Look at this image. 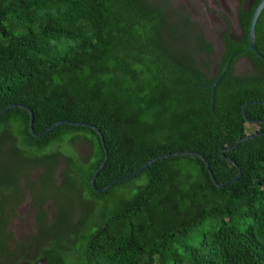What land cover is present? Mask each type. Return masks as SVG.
Returning <instances> with one entry per match:
<instances>
[{
    "label": "trees",
    "instance_id": "16d2710c",
    "mask_svg": "<svg viewBox=\"0 0 264 264\" xmlns=\"http://www.w3.org/2000/svg\"><path fill=\"white\" fill-rule=\"evenodd\" d=\"M261 1L240 0L242 37L227 30L215 60L202 27L169 0H0V111L27 106L37 134L61 121L99 128L109 160L98 190L178 152L203 155L218 183L231 181L238 169L221 150L248 126L264 133L242 112L264 102V61L248 50ZM256 46L264 55V11ZM236 53L212 110L211 85ZM242 58L250 67L238 74ZM247 118L264 120V105ZM226 155L243 173L222 189L202 159L183 156L98 192L105 152L94 130L61 125L35 138L29 113L10 110L0 117V264H264V136ZM27 197L38 230L21 242L9 227Z\"/></svg>",
    "mask_w": 264,
    "mask_h": 264
},
{
    "label": "rangeland",
    "instance_id": "374dc122",
    "mask_svg": "<svg viewBox=\"0 0 264 264\" xmlns=\"http://www.w3.org/2000/svg\"><path fill=\"white\" fill-rule=\"evenodd\" d=\"M159 1V0H156ZM173 8L188 14L192 21L199 24L206 39L212 44L215 51V60L223 55V34L229 30L230 37L238 40L242 37V29L239 21V1L240 0H217L216 5H212L211 0H169ZM213 1V0H212ZM253 0H245L244 8L252 7ZM246 59L239 60L236 66V73L242 74L249 69ZM218 70V64L212 68V75ZM254 133V128L248 126V134ZM79 155H85L88 151L86 145L77 147ZM64 165L61 163L56 172V184L60 185L63 180ZM43 173L42 169L34 171L33 177L38 180ZM46 210L50 219L56 214V206L53 201H49ZM9 230L14 234L18 241L24 242L32 238L37 233L36 210L32 206L30 197L19 207L16 215L11 219Z\"/></svg>",
    "mask_w": 264,
    "mask_h": 264
},
{
    "label": "water",
    "instance_id": "95a60500",
    "mask_svg": "<svg viewBox=\"0 0 264 264\" xmlns=\"http://www.w3.org/2000/svg\"><path fill=\"white\" fill-rule=\"evenodd\" d=\"M264 11V0H262L260 2V4L258 5V7L256 8L253 17L251 19V23H250V28H249V33H248V40H249V47L248 50L249 51H253L255 52V54L264 61V55L258 50L257 46H256V27H257V23L258 20L262 14V12ZM239 53L234 54L227 62L222 74L220 75V77L218 78V80L211 85L212 87V91H213V102H212V110L215 109V97H216V93H217V88L218 86L223 82V80L225 79V77L227 76L230 67L232 65L233 60L237 57ZM210 85H204L203 88H208ZM250 105H264V102H252V103H247L243 106L242 112L244 117L247 120L248 125H261L264 124V120H250L247 118V108ZM13 109H23L25 111H27L30 115V132L31 134L35 137V138H42L43 136H45L46 134L50 133L51 131L55 130L56 128H58L61 125H69V126H74V127H84V128H90L92 130H94L98 136L101 139V143L103 145L104 148V152H105V159L102 163V165L99 167V169L96 171V173L93 176V179L91 181V186L94 190L98 191V192H108L109 190H111L114 186L123 183L127 180H130L132 178L137 177L138 175H141L145 170H147L150 166H152L154 163L158 162V161H162V160H166V159H173V158H177V157H183V156H197L200 159H202L206 166L207 169L209 171L210 177L212 179V181L214 182V184L222 189L224 187H226L227 185L231 184V183H236L241 177H242V168L239 167V165L237 164V162L231 158H228L226 153L234 151L236 148H238L239 146H241V144L252 141L258 137L264 136V133H259V134H253V135H248L246 138L238 141L237 143H235L232 146H229L227 148H224L221 150V157L225 160H227L228 162H230L234 167H236L238 169V175L232 179L231 181H228L226 183L220 184L217 182L214 174L212 173L211 169H210V165L208 163V161L206 160V158L198 153H194V152H178L175 154H171V155H165L162 156L160 158L154 159L150 162H148L147 164H145L143 167H141L138 171L131 173L129 175H126L125 177H122L116 181H114L113 183H111L109 186H107L106 188L103 189H97L96 188V181L98 178L99 173L104 169V167L106 166L108 160H109V152L106 146V142H105V138L103 133L101 132V130L99 128H97L96 126L92 125V124H87V123H81V122H71V121H61L58 122L56 124H54L51 128L47 129L45 132L41 133V134H37L34 130V113L33 111L28 108L27 106L24 105H10L6 108H4L3 110L0 111V117L3 116L4 114H6L7 112H9L10 110ZM21 264H31V263H21ZM35 264H48L46 259H43Z\"/></svg>",
    "mask_w": 264,
    "mask_h": 264
},
{
    "label": "flooded vegetation",
    "instance_id": "af4514ba",
    "mask_svg": "<svg viewBox=\"0 0 264 264\" xmlns=\"http://www.w3.org/2000/svg\"><path fill=\"white\" fill-rule=\"evenodd\" d=\"M223 1H224V0H222V2H223ZM254 1H255V0H253V3H254ZM211 3H212V5H216V4H218V3H217V0H213V1L211 0ZM253 3H252V5H253ZM239 6H240V1H239ZM243 7H244V5H243ZM249 8H251V6H250ZM245 9H248V8H245ZM239 10H240V9H239Z\"/></svg>",
    "mask_w": 264,
    "mask_h": 264
}]
</instances>
